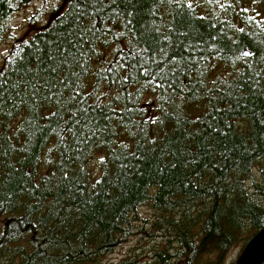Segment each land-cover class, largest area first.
<instances>
[{"label": "trees", "instance_id": "16d2710c", "mask_svg": "<svg viewBox=\"0 0 264 264\" xmlns=\"http://www.w3.org/2000/svg\"><path fill=\"white\" fill-rule=\"evenodd\" d=\"M31 1L0 0V45ZM246 1L68 0L8 49L0 264H110L143 206L179 212L151 264L244 249L264 227V28Z\"/></svg>", "mask_w": 264, "mask_h": 264}, {"label": "rangeland", "instance_id": "374dc122", "mask_svg": "<svg viewBox=\"0 0 264 264\" xmlns=\"http://www.w3.org/2000/svg\"><path fill=\"white\" fill-rule=\"evenodd\" d=\"M68 0H32L28 5L21 8L12 18L8 25V35L0 45V67L3 56L8 49L16 44V41L29 39L36 31L44 28L49 21L58 13V9L63 10ZM198 3L199 9L203 12H220L231 0H189ZM246 7L250 14L258 18L259 25L264 28V0H247ZM13 36V38H12ZM228 67L223 65L220 71L227 73ZM106 90V89H105ZM104 91V90H103ZM103 154L97 151L90 159L89 168L94 176L101 173V160ZM139 221L136 222V233L125 244L115 248L105 258L110 264H119L126 259H137L139 264H151L157 251L161 246L169 247L174 251L172 243H168L171 238L168 234L167 217L177 218L178 210L171 213H163L161 210L150 206H143L138 210ZM243 242L233 245L224 257L223 264H235L242 252ZM201 264H207V261Z\"/></svg>", "mask_w": 264, "mask_h": 264}, {"label": "water", "instance_id": "95a60500", "mask_svg": "<svg viewBox=\"0 0 264 264\" xmlns=\"http://www.w3.org/2000/svg\"><path fill=\"white\" fill-rule=\"evenodd\" d=\"M235 264H264V227L250 239Z\"/></svg>", "mask_w": 264, "mask_h": 264}]
</instances>
